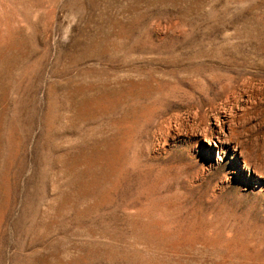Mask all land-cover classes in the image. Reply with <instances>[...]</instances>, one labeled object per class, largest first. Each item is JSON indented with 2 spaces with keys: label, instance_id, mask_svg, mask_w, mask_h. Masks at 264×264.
<instances>
[{
  "label": "rangeland",
  "instance_id": "1",
  "mask_svg": "<svg viewBox=\"0 0 264 264\" xmlns=\"http://www.w3.org/2000/svg\"><path fill=\"white\" fill-rule=\"evenodd\" d=\"M0 264H264V0H0Z\"/></svg>",
  "mask_w": 264,
  "mask_h": 264
}]
</instances>
